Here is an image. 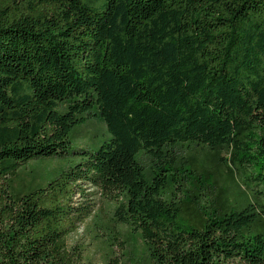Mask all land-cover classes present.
<instances>
[{"label":"trees","instance_id":"obj_1","mask_svg":"<svg viewBox=\"0 0 264 264\" xmlns=\"http://www.w3.org/2000/svg\"><path fill=\"white\" fill-rule=\"evenodd\" d=\"M101 1L0 0V264H79L80 183L114 202L135 264H264V0ZM88 115L102 144L21 181ZM182 148L226 151L239 199Z\"/></svg>","mask_w":264,"mask_h":264},{"label":"rangeland","instance_id":"obj_2","mask_svg":"<svg viewBox=\"0 0 264 264\" xmlns=\"http://www.w3.org/2000/svg\"><path fill=\"white\" fill-rule=\"evenodd\" d=\"M83 2L97 11H102L105 8V3L101 0H83ZM106 139L107 134L104 126L96 116L88 115L81 125L74 127L70 131V145L64 156L36 161L37 167L30 173L28 168L25 169L21 181L28 183L34 177L46 179L56 175L61 169L83 161L86 156L82 152L97 148ZM177 152L180 157L195 158V167L199 170L213 168V170L220 172L222 176L219 177L216 174L214 177L216 184L226 191L230 199H239L238 187L231 182L224 169L221 171L218 168L221 165V159L228 158L226 151L221 153V159L218 162L214 161V164L209 160L208 156L197 149L182 148ZM143 162V165L147 168L148 161L144 159ZM237 182L240 183L241 188L247 186L240 179ZM78 185H80L82 193L73 197V206L79 209H86L89 214L82 223L77 225L76 231L68 236L66 243L69 249H72L77 254L79 264H104L105 257L111 248L113 250L111 257L119 264H135L134 261L140 257V254L136 256L135 252L141 250V243L138 240L136 244H132L127 228L117 222V217L114 215V202L108 200L96 187L86 183ZM178 195L181 196L179 193ZM247 197L250 202L254 200L255 195L251 186L247 191Z\"/></svg>","mask_w":264,"mask_h":264}]
</instances>
